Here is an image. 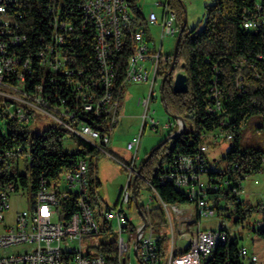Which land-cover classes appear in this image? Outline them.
Returning <instances> with one entry per match:
<instances>
[{
  "label": "built area",
  "instance_id": "1",
  "mask_svg": "<svg viewBox=\"0 0 264 264\" xmlns=\"http://www.w3.org/2000/svg\"><path fill=\"white\" fill-rule=\"evenodd\" d=\"M18 1L0 0L1 133L4 132L3 127L6 121L29 124L32 123L36 112L40 111L51 117L55 123L85 139L98 152L108 154L112 134L107 131L118 125L121 119L119 102L114 96V84L117 61L125 49L126 38L131 39L133 49L131 56L127 59L124 83L126 85L147 83L149 92L138 101L144 109L142 128L132 135L126 144L132 156L127 162H120L128 173L127 182L120 190L118 199L112 207H101L95 212L89 200L90 184L87 180L90 160L84 156L80 157L73 168L64 174L62 184H67V188L59 189L62 184L55 187L41 180L32 208L18 212L15 223L8 226L5 216L11 208L10 192L18 189L15 181L7 176L8 160L12 154L4 153L0 146V251L15 248L13 252L0 254V264H203L204 260L212 255L216 246L227 241L228 230L224 227L225 229H199L196 232L183 233L180 238L184 239L186 244H179L174 249L176 242L172 228V244L169 245L168 252L164 256L159 250V236L154 235V229L148 217L150 210L154 207L151 202L158 198L168 213L172 209L177 215L183 216L186 211L165 203L153 186L149 189L151 192L149 202L141 203V196L139 200L136 189L133 187L135 178L138 177L137 152L143 129L149 124L153 130L157 129V122L152 116L153 112L149 111V106L156 98L155 88L159 80L164 78L162 73L168 74L173 66V53L163 51V39L166 36L178 37L180 32L176 13L169 7L170 0L156 2V5L162 8L161 16L154 10L147 16L144 15L146 24L161 26V40L157 47L146 38L145 31L138 30V27L143 24L133 11L132 0H84L82 9L86 20L91 22V28L94 30L95 53L100 66L99 83L95 81H91L90 84L83 83L79 79L81 71L76 72L74 68L67 65L64 44L69 32L73 31V27L58 17L50 23L53 31L50 42L46 43L47 39L40 37L44 45L37 53L38 61L40 66L49 72L62 75L63 81L72 86L71 107L66 108L63 106L64 99L59 100L60 103L56 106H49L42 95L44 91L42 84L35 86L33 91L25 88L26 76L33 73L32 62L30 58L21 60L10 51L27 39L25 35L16 33L12 26L14 19L11 11ZM51 10L53 11L54 8ZM261 24L263 22L259 19L247 20L244 22V27L257 29ZM168 66H171L169 70ZM18 70L20 72L14 84L10 81L11 75ZM178 72L185 73L184 68L172 72L173 82ZM212 91L217 101L211 108L214 111L221 108V95L216 86L212 88ZM80 105L83 112L94 117L98 127L77 120L76 109ZM175 122L179 125V129H182V120L177 119ZM185 124V129L189 127L194 130L192 123L185 121ZM168 127L172 128L171 125ZM209 135L212 136V142L215 144H218L222 137L221 134L212 132L207 133L204 138L207 139ZM226 138L231 141L232 135L228 134ZM209 148V144L204 141L198 152L177 155L160 175L161 183L171 184L182 190L195 204L194 210L198 219L203 216L217 215L215 201H210L208 193L207 173L213 169V162L208 157ZM114 159L117 160L115 157ZM262 162L264 163V157ZM257 172H264V170ZM204 176L206 180L203 179ZM246 177L248 176L243 179ZM72 193L77 197L78 209L69 219H64L61 205ZM135 199L146 219L144 220L141 216L142 222L138 225L132 222ZM194 210H190L186 219L181 218V230L186 228V221L194 220ZM260 224L263 225L264 221H260ZM112 229L118 234V240L114 243L116 247L114 262L107 258L109 255L107 251H100L95 255L83 253L82 240L85 236H93ZM179 250L182 252L177 253ZM133 254L136 257L135 263L132 261ZM240 254L251 264H264V259L246 247L242 248Z\"/></svg>",
  "mask_w": 264,
  "mask_h": 264
},
{
  "label": "trees",
  "instance_id": "2",
  "mask_svg": "<svg viewBox=\"0 0 264 264\" xmlns=\"http://www.w3.org/2000/svg\"><path fill=\"white\" fill-rule=\"evenodd\" d=\"M84 0H19L11 11L16 33L25 35L26 41L10 51L21 60L30 58L33 73L26 76V90L33 91L35 86L43 85L42 93L49 106H56L64 99L63 106L71 107L72 86L63 81V76L53 74L38 61V51L44 37L50 42L52 29L50 23L58 17L61 21L73 27L64 44V56L67 65L75 71H81L79 79L83 83L91 81L99 83L100 66L96 59L94 30L91 22L86 20L82 4ZM133 11L144 22L145 16L139 6V0H132ZM169 7L176 13L180 30L185 21V8L182 0H170ZM54 10L52 11L51 9ZM203 27L184 29L177 44V57L174 70L184 68L187 75V93H176L173 90V80L169 76L165 82L163 92L166 112L171 116L182 117L187 123L194 125V130L186 128L180 135L170 138L156 149L144 164L140 175L133 187L140 200L141 190L153 186L162 200L171 205L193 203L185 193L171 184L161 183L160 175L167 165L177 155L194 154L205 141V135L212 132H226L232 135L230 147L225 157L226 168H219L213 162V169L207 173L208 193L222 191L227 203L234 205V222L240 224L244 213V203L239 198L241 181L258 170H264L262 158L264 152L251 149L242 150L240 146L241 133L249 119L254 115L261 116L264 122V0H214L204 8ZM259 19L263 24L257 29H247L244 22ZM147 33V30H144ZM133 43L125 39V49L117 61V74L114 84L115 99L121 105L127 70V59L132 54ZM171 66H168V70ZM20 70L11 75V82L16 84ZM167 72L162 73L164 77ZM217 87L221 95V108L212 111L217 103L212 88ZM95 89V87H94ZM99 92V89L96 87ZM1 109V107H0ZM77 120L85 121L95 127L97 123L93 116L83 112L81 105L76 109ZM95 122V123H93ZM29 124L6 121L0 132V146L9 157V166L14 157L29 152L31 165L25 174L17 168L12 171L7 166V176L27 190L30 189L33 204L35 194L40 188L41 180L48 185L59 187L63 176L69 172L80 157L93 153L95 148L86 141L80 142V149L73 154L64 151L63 139L72 135L68 129L55 123L49 124L38 133ZM117 126V125H116ZM113 126L107 132L113 133ZM178 131V126L171 128V133ZM173 139L172 147L169 146ZM216 147V146H214ZM149 153L146 154V157ZM98 160V159H97ZM138 165V169L144 163ZM97 170L96 164L90 161L89 174L93 177ZM90 185V194H95L99 185L97 178ZM236 189V191H234ZM62 217L69 219L78 209L77 197L71 194L62 202ZM215 208L219 209L216 199ZM264 221V211L262 214ZM148 217L154 230H160L167 225L164 210L153 207ZM260 221L255 233L264 240V224ZM225 229V228H221ZM101 245L100 251H107L108 259L115 261L116 247L114 243ZM159 250L166 255L169 239L165 235L159 236ZM244 246H239L237 240H232L228 232V239L220 243L213 250L210 257L203 264H251L241 256ZM179 250L177 253H181Z\"/></svg>",
  "mask_w": 264,
  "mask_h": 264
},
{
  "label": "rangeland",
  "instance_id": "3",
  "mask_svg": "<svg viewBox=\"0 0 264 264\" xmlns=\"http://www.w3.org/2000/svg\"><path fill=\"white\" fill-rule=\"evenodd\" d=\"M158 0H139V6L145 16L150 11L154 10L159 16L162 12V8L156 5ZM193 6L188 10V0H182V4L185 8V17L187 18L188 29L203 27L204 8L206 4H212L214 0H192ZM190 6V4H189ZM138 30H147L146 38L149 39L150 43L155 44L156 47L160 44L161 40V26L143 24L138 27ZM177 41V36H166L163 39V51L166 53H173ZM181 68L178 69V71ZM160 79L155 92V99L151 101L149 111L153 112L152 116L157 122V129L153 130L149 125L144 127L141 142L137 152V163L140 164L143 159L146 158V154L150 153L155 147L164 142L168 136L176 134L177 131L171 133V129L168 125L173 128L179 125L175 122V119L171 117L165 109L164 101L162 100ZM149 92V85L147 83H130L126 86L121 100L120 112L122 113L124 105L127 108L130 116L125 118L123 127L116 126L111 136V142L109 144L108 154L105 152H98L97 149L93 153H88L85 157L92 163L96 164L97 170L93 177L88 174V182L90 185L94 184V179L97 178L99 185L95 191V194L89 195V200L95 209V212L101 207H112L118 199L120 190L126 185L127 182V171L123 167L120 161L127 162L132 152L128 151L126 144L134 133H137L142 128V116L144 114L143 107L138 104V99L142 96H146ZM140 115L139 117L136 115ZM138 121V122H137ZM148 121V120H147ZM187 123V122H186ZM49 124H55L51 117L42 114L40 111L36 112V115L30 125V127L36 130L38 133H43L44 129ZM221 134V138L218 144L212 142V136H207L205 139L206 143L209 144L210 148L208 153L210 159H216L214 164L219 168H226L227 162L223 159L229 150L230 140L226 138L228 135L226 132L217 131ZM82 137L77 134L66 135L63 139L64 151L73 154L80 149V142L84 141ZM233 140V139H232ZM231 140V141H232ZM86 141V140H85ZM173 139L170 140L169 146L172 147ZM88 147L89 143L86 141ZM216 146V147H214ZM240 146L242 150L257 149L264 152V122L259 115L252 116L245 129L241 133ZM111 155V156H110ZM117 158V160L114 159ZM98 159V160H97ZM31 165V159L29 152L23 153L22 156L14 157L11 161L9 169L12 171L17 168L21 174H25L27 168ZM206 180V176L203 178ZM258 181V183H256ZM241 193L238 195L244 203V213L241 217L240 224L234 222L236 217L233 214L234 205L227 203L224 198L222 191L209 194L210 201H219V209H216L215 216L201 217L195 214V204L187 203L177 206L179 209L186 210L185 214L177 215L175 211L170 209L169 213L163 208L162 203L158 198L151 202L152 206H160L167 217V225L160 230H154V235L161 236L165 235L169 239V245L172 244V228L174 229V240L175 247L185 240L180 238L183 233L196 232L199 229L217 230L220 228H226L230 233L231 239L237 240L239 246H245L251 252H255L258 256L264 259V240L261 239L256 233L255 229L258 226L259 221L262 219L264 211V172H254L249 174L248 177L241 181ZM67 188V184L64 183L59 189ZM149 189L141 190V203L149 202ZM10 204L11 208L6 213L5 222L8 226H12L15 223V218L18 212L30 210L33 206L31 201L30 189L23 188L19 185L17 191L10 192ZM194 210V220L186 221L187 226L184 230H181V218H185L190 213V210ZM100 220V218L98 217ZM101 221V220H100ZM132 222L134 225H138L142 222V217L137 209L136 204L133 206ZM172 224V227H171ZM118 240V234L114 229L111 231L100 232L93 236H85L82 240L83 253L95 255L100 252L101 245H109L116 243ZM94 246V247H93ZM15 248H7L0 251V254L13 252ZM132 261L136 262V257L132 255Z\"/></svg>",
  "mask_w": 264,
  "mask_h": 264
},
{
  "label": "water",
  "instance_id": "4",
  "mask_svg": "<svg viewBox=\"0 0 264 264\" xmlns=\"http://www.w3.org/2000/svg\"><path fill=\"white\" fill-rule=\"evenodd\" d=\"M186 26H187V18L185 17V21H184L183 27H182V29L180 30L179 34H178L177 41H176V45H175V49H174V52H173V57H174V59H173V66H172L171 70L168 72V74H166V75L164 76V78L162 79V83H161V88H160V89H161V92H162V100H163V101H164L163 92H164V88H165V82H166L167 78H168L169 76H171V75H172V72L174 71V63H175V61H176V57H177V44H178V41H179V39H180V35L183 33V31H184V29L186 28ZM173 90H174V92H176V93H187V91H188V84H187V75H186L185 73H183V72H178V73L176 74L175 79H174V82H173ZM164 106H165V108H166L165 103H164ZM173 118H174L175 120H177V119H181V120H182V123H183V127H182V129H179V130L177 131L176 134H173L172 136H170V138H174L175 136L180 135V134L185 130V126H186L185 121H184V119H183L182 117H176V116H173ZM163 143H164V142H162L161 144H159L157 147H155V148H154V149L148 154V156H147V157L145 158V160H144V163L142 164V166H140V168H139L138 171H137L138 175H140L141 170H142L144 164L148 161V158L153 154V152H154L156 149H158L159 147H161V146L163 145ZM136 179H137V177L135 178V180H136ZM135 203H136V205H137V207H138V210H139L140 215L143 217L144 220H146L145 217H144V215H143V213H142V212L140 211V209H139V205H138V201H137V199H135Z\"/></svg>",
  "mask_w": 264,
  "mask_h": 264
},
{
  "label": "crops",
  "instance_id": "5",
  "mask_svg": "<svg viewBox=\"0 0 264 264\" xmlns=\"http://www.w3.org/2000/svg\"><path fill=\"white\" fill-rule=\"evenodd\" d=\"M188 2H189V4H190V6H189V4H188V10H190V7H192L193 6V1L192 0H188ZM160 16H161V13H160ZM158 26H160L159 24H157ZM141 98V97H140ZM138 101H139V99H138ZM139 104V103H138ZM126 105V104H125ZM124 105V108H123V111H122V113L120 112V114H121V119H120V122H119V124H118V126H121V127H123V125H124V121H125V118L126 117H128V116H130L129 114H128V111H127V108H126V106ZM139 117L140 115L138 114V115H136V117ZM138 122V121H137ZM135 134V133H134ZM133 134V135H134ZM209 154H210V152L208 153V157H209ZM209 159H210V157H209ZM211 160V159H210ZM212 162H214V161H216V159L215 158H213L212 160H211ZM192 210V209H191ZM186 211V210H185ZM195 214H196V212H195ZM186 244V241L184 242V243H181L180 245H185ZM245 247V246H244ZM247 248V247H246Z\"/></svg>",
  "mask_w": 264,
  "mask_h": 264
}]
</instances>
